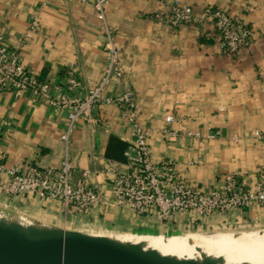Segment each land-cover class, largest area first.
Segmentation results:
<instances>
[{"label": "crops", "instance_id": "0c3cea01", "mask_svg": "<svg viewBox=\"0 0 264 264\" xmlns=\"http://www.w3.org/2000/svg\"><path fill=\"white\" fill-rule=\"evenodd\" d=\"M175 0H108L106 23L114 31L124 77L113 80L105 95L125 89L135 92L140 123L149 133L153 160L171 158L185 175L187 186L219 188L226 174L245 172L252 180L264 167V0H177L200 13L208 5L241 15L254 38L238 54L223 51L220 36L209 23L200 28L183 23L176 28L155 18ZM0 34L18 48L23 64L42 80L64 81L69 70L85 90L101 80L107 64L105 23L94 5L83 0H0ZM54 92V90H52ZM120 104H100L92 121L79 122L68 149L79 180L85 170L99 171L109 159L112 137L127 144L132 128ZM179 118L165 133L166 116ZM67 125L65 110L53 107L32 89L17 95L0 93V162L6 165L58 166L67 149L61 139ZM201 132L190 136L188 132ZM238 136V141L232 137ZM111 172L92 180L105 200L89 213L66 212L59 200L33 193L8 197L0 191V206L67 229L130 230L148 234L173 227L140 216L112 199ZM222 224L264 225V204L216 213ZM205 219V218H204ZM203 219V221H204ZM178 222V223H177ZM255 231V230H251Z\"/></svg>", "mask_w": 264, "mask_h": 264}, {"label": "built area", "instance_id": "2783aa9c", "mask_svg": "<svg viewBox=\"0 0 264 264\" xmlns=\"http://www.w3.org/2000/svg\"><path fill=\"white\" fill-rule=\"evenodd\" d=\"M83 1L94 5L97 17L105 23L107 38L104 74L97 85L88 90L72 70L60 84L40 79L23 64L20 50L11 47L0 34V93L13 90L20 95L24 90L32 89L46 97L53 107L65 110L67 115V125L61 134L67 153L60 165L21 167L0 162V191L8 197L33 193L41 198L61 201L66 212L89 213L105 200L104 193L92 177L100 172H111L112 199L118 206L164 222H172L178 214L192 219L208 218L216 213L225 214L252 204H264V167L257 168L252 180L245 172H231L226 174L221 187L203 189L187 186L185 175L173 159H152L149 133L140 123L135 92L125 89L114 95L104 94L113 80L124 77L114 31L106 23L108 0ZM155 18L173 28L183 23L204 28L211 23L220 36L223 51L228 54L240 53L254 38V30L243 16L232 15L220 6L208 5L196 13L193 6L175 0ZM103 103L123 106V117L132 128L125 160L109 159L99 171L85 170L83 176L75 181L77 164L68 153L71 134L79 122L92 121L94 108ZM178 120L173 115L166 116L169 127L165 133L175 136L177 132L171 125ZM188 135L199 137L201 132L190 131ZM256 137L263 139L264 133L257 131ZM232 140L238 141L239 137L233 136Z\"/></svg>", "mask_w": 264, "mask_h": 264}, {"label": "water", "instance_id": "95a60500", "mask_svg": "<svg viewBox=\"0 0 264 264\" xmlns=\"http://www.w3.org/2000/svg\"><path fill=\"white\" fill-rule=\"evenodd\" d=\"M17 241L18 258L2 245ZM0 264H254L222 256L164 254L145 242L67 229L0 206ZM264 264V263H263Z\"/></svg>", "mask_w": 264, "mask_h": 264}, {"label": "bare ground", "instance_id": "6f19581e", "mask_svg": "<svg viewBox=\"0 0 264 264\" xmlns=\"http://www.w3.org/2000/svg\"><path fill=\"white\" fill-rule=\"evenodd\" d=\"M132 242H145L150 248L161 251L164 254H175L180 257H195L201 253L222 256L227 262L248 261L254 264L264 263V231L242 232L228 235L211 236H174L155 237L140 234H102ZM17 241H8L2 248L18 258Z\"/></svg>", "mask_w": 264, "mask_h": 264}, {"label": "rangeland", "instance_id": "374dc122", "mask_svg": "<svg viewBox=\"0 0 264 264\" xmlns=\"http://www.w3.org/2000/svg\"><path fill=\"white\" fill-rule=\"evenodd\" d=\"M187 217V216H186ZM156 223L159 224H168L169 222L160 221L155 219ZM179 224L174 225L173 227H165V230L162 231H152L148 234L144 233H135L130 230H113V229H91L88 228L86 232L88 233H96V234H140V235H149L155 237H174V236H197V235H211V236H222L228 234L242 233V232H256V231H264V225L262 226H240V225H232V224H222L217 222L214 218H205L204 221L198 227H191L187 224H184L181 220H179ZM178 223V222H177ZM255 230V231H251Z\"/></svg>", "mask_w": 264, "mask_h": 264}, {"label": "trees", "instance_id": "16d2710c", "mask_svg": "<svg viewBox=\"0 0 264 264\" xmlns=\"http://www.w3.org/2000/svg\"><path fill=\"white\" fill-rule=\"evenodd\" d=\"M127 147H128V144L126 142L118 138L112 137L110 144H109L107 154L111 158H116L121 161H124L125 151ZM203 219L204 218L192 219V218L186 217L185 224L191 227H198V225L202 223Z\"/></svg>", "mask_w": 264, "mask_h": 264}]
</instances>
